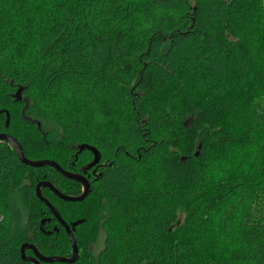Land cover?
<instances>
[{"label":"trees","instance_id":"16d2710c","mask_svg":"<svg viewBox=\"0 0 264 264\" xmlns=\"http://www.w3.org/2000/svg\"><path fill=\"white\" fill-rule=\"evenodd\" d=\"M0 133L89 183L40 264H264V0H0ZM41 181L0 141V264L71 255Z\"/></svg>","mask_w":264,"mask_h":264},{"label":"water","instance_id":"95a60500","mask_svg":"<svg viewBox=\"0 0 264 264\" xmlns=\"http://www.w3.org/2000/svg\"><path fill=\"white\" fill-rule=\"evenodd\" d=\"M6 116L8 114L6 113ZM0 141H5L11 147L14 149L15 154L17 155L19 161L23 163L24 165L30 166V167H43V166H49L53 168L56 172L61 174L62 176L72 179L74 181H77L82 186V192L81 194L77 196H71V195H65L61 192H59L50 182L41 181L38 182L35 186V195L36 197L41 200L46 207L49 209L51 214L55 217V219L60 223V225L64 228L67 237L69 239L70 245H71V255L69 257L65 256H45L42 255L35 246L29 243H22L19 247L20 257L24 261H29L32 264H40V262L43 263H54V262H60V263H74L77 259V246L76 242L73 238L72 231L70 230L69 225H67L63 219L60 217L58 212L55 210V208L52 206V204L42 196L41 194V188H48L57 198L67 201V202H73V201H81L87 194L89 189V183L87 179L77 173H72L66 170H63L56 162L50 159H40V160H30L26 158L21 150V147L19 143L16 141L15 138H13L11 135L7 133H0ZM26 250H30L32 252V255H26Z\"/></svg>","mask_w":264,"mask_h":264},{"label":"rangeland","instance_id":"374dc122","mask_svg":"<svg viewBox=\"0 0 264 264\" xmlns=\"http://www.w3.org/2000/svg\"><path fill=\"white\" fill-rule=\"evenodd\" d=\"M103 233L99 232L95 238L94 243L90 246V250L93 252V255H96L98 250L102 247Z\"/></svg>","mask_w":264,"mask_h":264},{"label":"flooded vegetation","instance_id":"af4514ba","mask_svg":"<svg viewBox=\"0 0 264 264\" xmlns=\"http://www.w3.org/2000/svg\"><path fill=\"white\" fill-rule=\"evenodd\" d=\"M8 117V116H7Z\"/></svg>","mask_w":264,"mask_h":264}]
</instances>
